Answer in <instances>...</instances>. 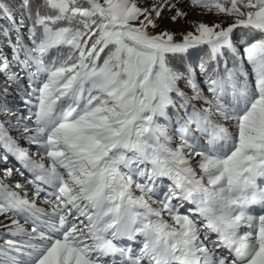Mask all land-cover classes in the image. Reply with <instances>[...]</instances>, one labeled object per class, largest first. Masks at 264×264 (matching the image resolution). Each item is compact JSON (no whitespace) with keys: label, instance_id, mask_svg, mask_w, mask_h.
I'll list each match as a JSON object with an SVG mask.
<instances>
[{"label":"snow or ice","instance_id":"6c2138e0","mask_svg":"<svg viewBox=\"0 0 264 264\" xmlns=\"http://www.w3.org/2000/svg\"><path fill=\"white\" fill-rule=\"evenodd\" d=\"M0 164V264H264V0H0Z\"/></svg>","mask_w":264,"mask_h":264},{"label":"rangeland","instance_id":"374dc122","mask_svg":"<svg viewBox=\"0 0 264 264\" xmlns=\"http://www.w3.org/2000/svg\"><path fill=\"white\" fill-rule=\"evenodd\" d=\"M183 7L184 11H187L189 13L188 16V21H204L207 23H211L213 21H215L217 19V17L213 14H205V15H201L199 10L197 9H192L190 8L186 3L181 5ZM169 13L166 12V15H168ZM169 27L173 28L174 30H190L189 28V24L184 22L183 20L179 21L176 24H169ZM22 144H24L25 147H29V145L27 144V142H21ZM31 150L34 152L35 151V146H31ZM6 167L3 164H0V178H4L3 177V168ZM7 167H13L14 169L16 168H21V165H18V162H12L11 158H10V163L7 165ZM23 170V169H22ZM27 175V172H26ZM16 180H20L22 181L23 178L20 177L15 171L13 172V176L10 178H7L6 182L8 181H16Z\"/></svg>","mask_w":264,"mask_h":264},{"label":"trees","instance_id":"16d2710c","mask_svg":"<svg viewBox=\"0 0 264 264\" xmlns=\"http://www.w3.org/2000/svg\"><path fill=\"white\" fill-rule=\"evenodd\" d=\"M200 55H203V53L201 52Z\"/></svg>","mask_w":264,"mask_h":264}]
</instances>
